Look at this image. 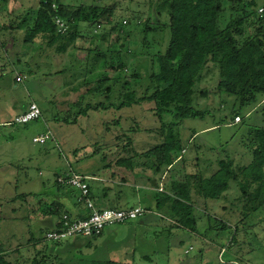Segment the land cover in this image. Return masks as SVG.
Segmentation results:
<instances>
[{
	"label": "trees",
	"instance_id": "16d2710c",
	"mask_svg": "<svg viewBox=\"0 0 264 264\" xmlns=\"http://www.w3.org/2000/svg\"><path fill=\"white\" fill-rule=\"evenodd\" d=\"M225 2L228 3L231 19L221 29L219 23L225 12ZM160 3L168 11V22L162 23L157 16L154 25L149 20L138 23L143 26L145 34L168 29V45L155 55L141 54L144 58L129 74V59L138 54L133 50H126L127 43L132 38L130 31L121 29L117 24L112 25V22H107L111 26L109 30H104L106 25L103 19L109 15L111 8L96 5L74 7L61 3L60 0H40L37 10L29 12L33 17L26 18V22L31 19V25L25 28L24 54L36 53L42 57L53 51L58 57L65 58L61 62V69L54 74H46L62 77L61 85L57 88L63 89L58 95L60 98H54L56 106L40 108L41 118H45L49 111H57L58 117H54L55 120L77 124L82 116H88L92 111L119 112L134 106H147L160 125L143 130L133 118L130 128L126 129L121 125L122 117L105 123V133L114 135V157L107 163L106 159L110 156H106L96 173L89 174L93 176L100 172L98 174L102 176L103 173L106 179L105 170H108L112 180L135 184L137 180L147 179L158 187L161 178L156 179V176L161 177L166 173L171 175L174 171L166 183L165 192L158 190L154 193L158 201L157 212L167 213L175 219L180 229L196 233L198 219L195 207L199 201H202V206L205 202L203 207L209 222L207 233L234 230L228 241V249L240 245L241 250L245 245L244 236L240 239L245 235L244 231L247 235L248 228L256 229L264 223L263 218L252 227L250 222L247 225L249 218L258 217L261 211L264 213V125L251 126L246 122V118L264 104V0H162ZM260 9L263 11L260 12ZM56 18L63 19L68 25L65 34L58 31ZM130 22L123 20L122 25L128 26ZM115 32L116 42H113ZM119 42V49L112 47ZM70 51L76 54L71 61L66 58L71 54ZM81 54L83 56L79 58ZM245 54L248 58L247 76L245 83L241 85V61ZM20 60L19 58L18 62ZM215 79L220 98L234 99L230 114L232 120L236 117L243 120L240 125L243 130L245 128V134L238 140L240 149H234L226 159H220L215 171L203 170L186 174V170L182 175L184 169L175 168L184 160L183 155L186 153L179 127L187 119L205 118L206 112L195 107L198 85ZM94 94L95 97L89 100ZM207 95V91L199 93L200 97ZM96 96L100 97L98 102L95 101ZM226 102L227 100H222L220 106H224ZM52 103L50 100L49 104ZM262 112L264 118V109ZM167 116L171 121H167ZM115 124L121 126L116 132L113 130ZM143 133L149 134V139H156L158 142L145 147L146 149H139L137 142L145 138L141 136ZM80 175L88 184L90 198L93 190L88 183L90 177L88 173ZM231 182L237 184L240 192L232 201L227 193ZM56 183L63 186L58 181ZM108 190L113 191L112 188L104 187L103 196L92 201L95 207L99 210L121 209L114 199L109 200L106 193ZM156 194L165 195L159 199ZM68 195V192L62 194L69 198ZM105 197L108 199L102 203L101 199ZM210 201H220L225 205L222 208L225 213L223 217L218 218L211 212L210 206L214 203ZM48 209L50 214L59 218L54 229L62 227L64 214L78 220L89 218L93 212L82 198L74 203L72 210L57 199ZM145 210L153 211L151 208ZM227 214L235 217L238 222L232 224L233 220ZM47 231L49 230L43 231V235ZM103 232L93 237H101ZM43 235L41 238L31 236L27 239L25 245H33L36 250L27 264H50V259L46 256L48 245ZM257 235L255 233L254 237ZM60 243L63 242L54 243V247ZM250 246L252 244L249 243L244 249ZM15 251L20 252L19 249ZM106 263L119 264L115 261ZM0 264L21 263L8 260L5 251L0 250Z\"/></svg>",
	"mask_w": 264,
	"mask_h": 264
},
{
	"label": "rangeland",
	"instance_id": "374dc122",
	"mask_svg": "<svg viewBox=\"0 0 264 264\" xmlns=\"http://www.w3.org/2000/svg\"><path fill=\"white\" fill-rule=\"evenodd\" d=\"M161 1L60 0L61 3L74 7L96 5L111 8L109 15L103 19L106 25L104 30H109L111 25L107 22H112V25L117 24L121 29L130 31L132 38L127 43L126 50H133L139 55L129 59V74L144 58L143 54L155 55L168 45V29L145 34L143 26L138 23L149 20L154 25L157 16L162 23L168 22V11L161 6ZM39 3L40 0H0V250H9L6 252V258L21 264L29 263L36 252L33 245H25L32 229L33 236H41V231L45 228L44 221L56 218L48 212V206L55 201V196L51 195L61 197L64 192H68L73 203L82 198L79 189L69 185L59 186L56 183L59 177L69 179L71 169L82 175L88 173V183L93 187L90 195L92 201H97L98 197L103 196L104 187H109L113 189L112 193L106 191L109 200L120 198L117 199L118 205L121 203L124 208L141 205L147 209L137 196L147 198L144 187H150L149 183L136 179L139 181L138 187L136 186L139 190H135V185L119 186L105 180L103 173L102 176L99 175L100 172L93 176L89 173H96L106 156H110L106 159L107 163L114 157V135L105 133V123L122 117L121 125L126 129L130 128L133 118L140 123L143 130L160 125L147 106H134L119 112L92 111L88 116H82L77 124L55 120L54 117H58L57 111H49V114L44 115L45 118L27 125L11 124L18 115L28 109L31 102L37 103L41 109L56 106L54 98L63 89L57 88L61 85L62 77L46 74H54L61 69V62L65 58L58 57L53 51L42 57L36 53L24 54L25 28L31 25V19L28 23L26 18L33 17L29 12L34 13ZM230 19L231 12L227 3L219 27L224 28ZM123 20L131 21L130 25L123 26ZM115 34L116 32L113 34V42H116ZM120 46L121 42L113 44L112 47L119 49ZM70 53L66 58L71 61L76 54L71 51ZM81 56L83 55L79 58ZM247 61L245 54L241 61V85L246 81ZM18 76L23 77L22 82L17 81ZM216 82L215 79L210 83L204 81L198 85L195 107L206 112L205 118L187 119L179 127L186 153L183 155L184 160L175 168L184 169L182 175L186 170V174L203 170L215 171L220 159H226L234 149H240L238 140L245 134V128L243 130L240 125L243 120L234 123L235 119L233 121L230 116L234 99H221L217 94ZM200 91H207V97H200ZM92 97H95V94L89 100ZM99 99L100 97L96 96L95 101L98 102ZM50 100L53 101L52 104H49ZM222 100H227L224 106H220ZM263 109L264 104L248 116L246 122L251 126L264 125ZM166 119L171 121L169 116ZM116 129L120 130L121 126L115 124L113 130L116 132ZM42 131H50L52 139L42 145L34 143L33 139ZM144 133L141 136L145 138L137 142L139 149L158 142L156 139H149L151 136ZM105 174L106 179H110V171L105 170ZM171 175L166 173L161 177L156 176V179L161 178L160 186L155 187L156 191L165 192ZM227 193L231 201L239 195L235 182H231ZM149 195L153 196V193ZM156 195L161 199L165 194ZM108 198L101 199L102 203ZM210 202L214 203L210 206L211 212L218 218L223 217L225 213L222 208L225 205L220 201ZM204 204L205 202L203 206ZM203 206L202 201H199L195 207L198 219L196 233L177 227L175 219L167 213L147 211L137 219L107 228L101 237L65 240L57 247H54L53 242L46 241V256L50 259V264H107L106 262L110 261L119 264H264V223L256 229L248 228L247 235L244 231L245 235L240 239L244 236L245 245L241 250L240 245L228 249V241L234 230L207 233L209 222ZM262 212L258 213V217L249 218L247 225L249 222L250 227L258 224L264 218ZM227 217L233 220L232 224L238 222L230 214H227ZM255 233L258 234L257 237H254ZM78 241L81 242L76 243ZM249 243L252 246L244 249ZM257 246L259 249L256 250ZM17 248L20 252L15 251Z\"/></svg>",
	"mask_w": 264,
	"mask_h": 264
},
{
	"label": "built area",
	"instance_id": "2783aa9c",
	"mask_svg": "<svg viewBox=\"0 0 264 264\" xmlns=\"http://www.w3.org/2000/svg\"><path fill=\"white\" fill-rule=\"evenodd\" d=\"M262 11L263 9H260V12ZM55 23L60 33L65 34L68 31V25L63 19L56 18ZM98 28H100V26ZM17 81L22 82L23 77L18 76ZM41 113L39 105L35 102H31L28 109L24 113L18 115L11 124L26 125L33 123L41 118ZM240 121V117L235 118V123H239ZM50 139H52V134L47 131L35 137L33 141L34 143L42 145ZM58 182L62 185H69L79 189L82 193V199L93 212L89 218L78 220H73L68 214H64L61 220L62 227L60 229H51L43 235L44 240L48 242L58 243L76 237H93L95 235H100L109 227L137 219L147 212L141 206L127 209H97L88 196V184L85 182L83 176L74 171H71L69 179L59 178Z\"/></svg>",
	"mask_w": 264,
	"mask_h": 264
},
{
	"label": "crops",
	"instance_id": "0c3cea01",
	"mask_svg": "<svg viewBox=\"0 0 264 264\" xmlns=\"http://www.w3.org/2000/svg\"><path fill=\"white\" fill-rule=\"evenodd\" d=\"M45 132H47V131H42L41 133H40V135L41 134H43V133H45ZM71 171H74V170H72L71 169ZM165 175V174H164ZM59 177V176H58ZM57 177V178H58ZM163 178V177H162ZM105 180H110L109 182H112V183H114V184H118L119 186H121V185H125V186H129L131 183H122V182H120V181H117V180H112V178L111 179H105ZM140 180H143V181H145L146 182V184L147 183H149V185H150V187H144L145 188V192H146V195H148L147 196V198H145V199H142L143 197H138L137 196V198H138V200L140 201V203H142V204H145L146 205V207L147 208H151L153 211L154 210H156V207H157V204H158V201H157V199L154 197V193L156 192V188H155V186H154V184H152L151 182H149L147 179H140ZM139 180V181H140ZM164 180V179H163ZM102 181L104 182V180L102 179ZM139 181H137L135 184H131V185H135V190H139L138 188H136V186L138 187V185H139ZM161 184V183H160ZM140 187V186H139ZM141 190V189H140ZM158 190V189H157ZM111 193H112V191H111ZM110 193V194H111ZM149 193H153V196L151 195H149ZM114 195V194H113ZM51 196H55V201H56V199H57V201L58 202H60L61 204H63L65 207H67V208H69L70 210H72V208L74 207V203L72 202V200L70 199V198H67V197H58L57 195H51ZM119 196H121V195H119ZM118 200L120 199V198H117ZM117 199H114L115 200V203H117L118 204V200ZM54 201V202H55ZM120 208L121 209H127V208H124L123 206H121V203H120ZM138 206H141V205H138ZM157 211V210H156ZM54 217H56V216H54ZM57 218V219H56ZM56 218H50L49 220H47V221H44L45 222V225H44V227L45 228H43L42 230L43 231H45V230H51V229H54L55 227H56V225L58 224V221H59V218L58 217H56ZM43 231H41V236L43 235ZM105 232V231H104ZM104 232H103V234L101 235V236H103L104 235ZM34 233V230L32 229V232H31V236H33L32 234ZM45 234V233H44ZM30 236V237H31ZM41 236H38L39 238H41ZM37 237V235L35 236V238H38ZM27 238H29V237H27ZM74 239H76V238H74ZM73 239V240H74ZM81 241H78L77 243H80ZM8 253L9 252V250L7 251H5V253ZM113 262V261H112Z\"/></svg>",
	"mask_w": 264,
	"mask_h": 264
}]
</instances>
